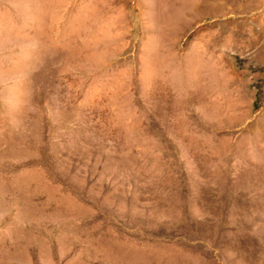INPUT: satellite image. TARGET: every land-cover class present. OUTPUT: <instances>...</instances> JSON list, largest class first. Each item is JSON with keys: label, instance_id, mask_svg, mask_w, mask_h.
I'll return each mask as SVG.
<instances>
[{"label": "rangeland", "instance_id": "374dc122", "mask_svg": "<svg viewBox=\"0 0 264 264\" xmlns=\"http://www.w3.org/2000/svg\"><path fill=\"white\" fill-rule=\"evenodd\" d=\"M0 264H264V0H0Z\"/></svg>", "mask_w": 264, "mask_h": 264}]
</instances>
